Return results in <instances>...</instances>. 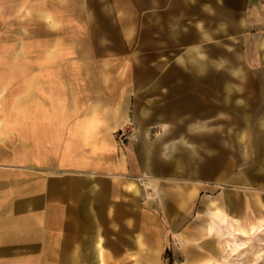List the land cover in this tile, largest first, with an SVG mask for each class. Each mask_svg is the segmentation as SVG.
Wrapping results in <instances>:
<instances>
[{"label":"crops","instance_id":"0c3cea01","mask_svg":"<svg viewBox=\"0 0 264 264\" xmlns=\"http://www.w3.org/2000/svg\"><path fill=\"white\" fill-rule=\"evenodd\" d=\"M55 2L0 0V264L161 252L171 228L157 194L176 153L188 162L193 145L175 141L193 129L159 128L156 105L183 88H200L204 214L216 216L202 231L224 236L231 216L261 226L264 0Z\"/></svg>","mask_w":264,"mask_h":264},{"label":"rangeland","instance_id":"374dc122","mask_svg":"<svg viewBox=\"0 0 264 264\" xmlns=\"http://www.w3.org/2000/svg\"><path fill=\"white\" fill-rule=\"evenodd\" d=\"M55 1L58 0H50L51 8L56 5ZM75 1L82 2L84 0ZM86 1L97 2L100 5L113 3L116 0ZM178 74V78L183 75L181 72ZM193 79L199 80L200 78L194 73ZM176 99L177 102L175 103L156 105L163 110V114L167 117V119L159 122L162 124L159 125V128L168 124L174 129L173 131L179 134H185L186 131L189 132L193 129V134L179 135V140L175 141L176 144H189L193 147L192 149L189 147L191 150L188 152V162L185 160L186 153H176L178 156L176 169H174L176 173L172 174L173 181L168 186L170 190L162 189L161 193L157 194L159 196L157 201L162 204L161 215L165 219L163 223L172 231L162 233L161 252L153 248L145 249V253L141 254V259H145L146 262L141 264H264V223L256 227L249 225L250 223L239 224L233 221L235 217L231 216L228 217L230 218L229 221L236 226L225 231L224 236L208 238L207 234L202 231L204 224L216 221V216L204 214L207 210V201L203 200L201 183L200 88L193 89V94H191L190 89H177ZM141 106L150 108L153 105ZM127 129L130 130V133L135 132V125L132 121ZM148 138L150 141L160 139L159 136L154 135L148 136ZM191 166L193 167V182L187 184L185 182L186 168H191ZM187 193L188 197H191L188 200L186 199ZM187 208L188 211H186ZM186 223L192 225L195 231L189 240L186 238ZM187 257L189 258L188 263Z\"/></svg>","mask_w":264,"mask_h":264}]
</instances>
